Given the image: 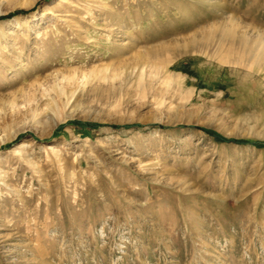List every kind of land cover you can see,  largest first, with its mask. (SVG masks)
<instances>
[{
    "label": "rangeland",
    "instance_id": "rangeland-1",
    "mask_svg": "<svg viewBox=\"0 0 264 264\" xmlns=\"http://www.w3.org/2000/svg\"><path fill=\"white\" fill-rule=\"evenodd\" d=\"M0 12V264H264V0Z\"/></svg>",
    "mask_w": 264,
    "mask_h": 264
},
{
    "label": "trees",
    "instance_id": "trees-1",
    "mask_svg": "<svg viewBox=\"0 0 264 264\" xmlns=\"http://www.w3.org/2000/svg\"><path fill=\"white\" fill-rule=\"evenodd\" d=\"M19 12H24V11H17V13H19Z\"/></svg>",
    "mask_w": 264,
    "mask_h": 264
},
{
    "label": "bare ground",
    "instance_id": "bare-ground-1",
    "mask_svg": "<svg viewBox=\"0 0 264 264\" xmlns=\"http://www.w3.org/2000/svg\"><path fill=\"white\" fill-rule=\"evenodd\" d=\"M0 14H1V12H0ZM212 250V249H211ZM210 251V250H209ZM212 252V251H211ZM208 257V256H207Z\"/></svg>",
    "mask_w": 264,
    "mask_h": 264
}]
</instances>
